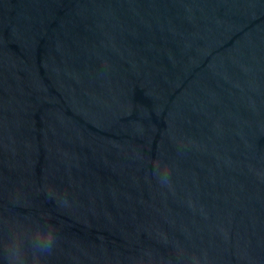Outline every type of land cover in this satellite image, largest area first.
<instances>
[{
  "label": "water",
  "instance_id": "95a60500",
  "mask_svg": "<svg viewBox=\"0 0 264 264\" xmlns=\"http://www.w3.org/2000/svg\"><path fill=\"white\" fill-rule=\"evenodd\" d=\"M12 222L46 264H264V0H0V264Z\"/></svg>",
  "mask_w": 264,
  "mask_h": 264
},
{
  "label": "clouds",
  "instance_id": "9594fccd",
  "mask_svg": "<svg viewBox=\"0 0 264 264\" xmlns=\"http://www.w3.org/2000/svg\"><path fill=\"white\" fill-rule=\"evenodd\" d=\"M156 175L161 186L171 188L170 165L166 160L155 163ZM64 203H67L65 200ZM55 229L51 223H35L31 227L10 223L3 238V249L8 264H46L47 257L55 246ZM193 259V264H199ZM130 264H171L161 255L145 252L133 258Z\"/></svg>",
  "mask_w": 264,
  "mask_h": 264
}]
</instances>
